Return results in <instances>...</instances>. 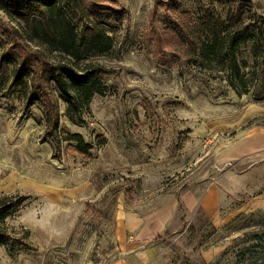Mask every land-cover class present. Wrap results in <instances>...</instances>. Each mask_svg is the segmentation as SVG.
Listing matches in <instances>:
<instances>
[{"label": "rangeland", "instance_id": "rangeland-1", "mask_svg": "<svg viewBox=\"0 0 264 264\" xmlns=\"http://www.w3.org/2000/svg\"><path fill=\"white\" fill-rule=\"evenodd\" d=\"M15 4L26 5L12 0L0 9V69L20 74L4 86L0 76V229L9 237L0 264H109L121 252L127 216L176 201L181 208L153 241L151 264L260 259L264 0H61L78 40L98 23L113 41L108 52L82 53L79 61L42 39L32 16ZM155 5L157 28L174 30L185 45L161 58L148 29ZM204 11L224 23L225 51L244 29L253 34L234 49L247 87L232 77L229 58L220 63L195 53L179 15L190 16L193 27ZM198 34L214 39L208 30ZM59 65L101 71L104 94L67 108L44 80ZM33 82L58 110L59 129L80 134L90 156L47 134L42 107L27 100ZM246 138L262 150L239 156Z\"/></svg>", "mask_w": 264, "mask_h": 264}, {"label": "trees", "instance_id": "trees-1", "mask_svg": "<svg viewBox=\"0 0 264 264\" xmlns=\"http://www.w3.org/2000/svg\"><path fill=\"white\" fill-rule=\"evenodd\" d=\"M61 0H25V8L22 9L20 5L14 6L20 10L21 15H31V21L37 28V33L46 42L55 46L60 52L67 54L74 61H79L82 53H106L111 49L112 39L107 35L105 30L98 24L92 23L84 30L83 37L78 40L75 27L65 17L60 6ZM11 3L12 0H0V9H5ZM152 32L154 36L153 52L156 58H161L163 54L169 51L173 46L178 44L184 45V42L180 36L171 29L160 31L156 27L152 26ZM211 30L213 35V41L207 42L203 39L198 32L203 30ZM225 25L221 22L217 16L213 14H204L198 19V24L195 27H187L196 52L205 60H217L223 63L226 58H229V68L231 69V75L243 88L247 87V80L244 79V75H241V68L237 65L235 60L234 49L240 43L246 42L252 39L253 34L248 33V29H244L237 38H231L227 45L228 51L223 48V33L225 32ZM260 34L264 36V29L260 27ZM80 42V43H78ZM225 46V43H224ZM225 51V52H224ZM224 52V53H223ZM243 65H245L243 63ZM58 72L48 73L45 75V81L53 83L54 93L59 98H65L67 102V108H77L78 105L87 104L94 94H104V86L101 83L100 72L94 69H90L84 73H78L73 68L59 65ZM245 67V66H244ZM1 78L6 83L11 78L12 74L7 69H0ZM12 78L18 81L20 74L15 72ZM30 92L27 95V100L30 103H38L44 113L45 127L47 134L51 135L58 142H67V146L79 155L90 156L91 146L84 142L83 137L80 134H70L66 130L59 129V114L55 109L53 102H49L43 99V91L40 89L39 83L30 84ZM44 94V93H43ZM45 96V95H44ZM1 206V203H0ZM181 207L179 206V209ZM2 210V209H1ZM0 210V211H1ZM6 211V210H5ZM2 211L1 213L5 212ZM258 240V246L261 249L259 254L260 259L257 257L248 260L247 264H264V233L259 237H255ZM9 241V237L4 230L0 229V245H5Z\"/></svg>", "mask_w": 264, "mask_h": 264}, {"label": "crops", "instance_id": "crops-1", "mask_svg": "<svg viewBox=\"0 0 264 264\" xmlns=\"http://www.w3.org/2000/svg\"><path fill=\"white\" fill-rule=\"evenodd\" d=\"M79 1L84 2V0ZM93 7L99 10L103 9L102 6L99 4H94ZM157 11L158 6L155 5V7L149 14L148 29H150V33H152V48L154 45L152 26L157 28L155 22ZM204 14L215 15L213 12L204 11L201 16H203ZM182 16L184 17V25H186L187 29V27H189L188 21L191 17L188 16L186 13H182L179 15V18H181ZM201 16L196 19V22L194 23L195 26L198 24V19ZM186 20L188 21L186 22ZM157 29L160 30L159 28ZM208 31L211 32V30ZM261 150L262 146L260 141L253 138H246L243 140V144L241 145V148L239 150V154L242 155L239 156L247 157ZM177 206L179 205L176 201L174 203H170L169 205H160L158 208L154 209L151 212H147L140 215L131 214L127 216V219H125V222L123 223L122 231L118 236L121 252L112 261H110L109 264H151V262L156 259L158 254V245L153 241H155L156 237L162 235V233L165 232L174 223L176 216L175 214L177 212Z\"/></svg>", "mask_w": 264, "mask_h": 264}]
</instances>
